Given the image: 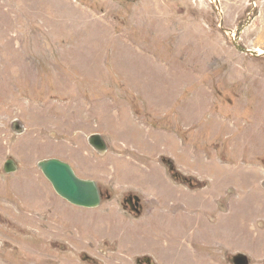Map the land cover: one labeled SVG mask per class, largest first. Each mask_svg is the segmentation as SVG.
Returning <instances> with one entry per match:
<instances>
[{
	"label": "rangeland",
	"instance_id": "obj_1",
	"mask_svg": "<svg viewBox=\"0 0 264 264\" xmlns=\"http://www.w3.org/2000/svg\"><path fill=\"white\" fill-rule=\"evenodd\" d=\"M49 158L100 206L61 199ZM239 253L264 264V0H0V264Z\"/></svg>",
	"mask_w": 264,
	"mask_h": 264
},
{
	"label": "water",
	"instance_id": "obj_2",
	"mask_svg": "<svg viewBox=\"0 0 264 264\" xmlns=\"http://www.w3.org/2000/svg\"><path fill=\"white\" fill-rule=\"evenodd\" d=\"M15 127L17 130L22 131L19 123H15ZM88 141L99 153H104L108 149L100 134L91 135ZM39 167L51 181L57 193L72 204L85 208H96L100 205L101 194L96 183L77 177L69 164L59 159H47L41 161ZM5 169L7 172L15 171L14 162L12 160L7 161ZM134 199L135 204L132 199L129 202L132 209L139 206V198L135 197ZM233 261L235 264H247V261H244L242 257L234 258Z\"/></svg>",
	"mask_w": 264,
	"mask_h": 264
},
{
	"label": "flooded vegetation",
	"instance_id": "obj_3",
	"mask_svg": "<svg viewBox=\"0 0 264 264\" xmlns=\"http://www.w3.org/2000/svg\"><path fill=\"white\" fill-rule=\"evenodd\" d=\"M49 159H58V158H49ZM44 160H47V159H44ZM39 163H38V167H39ZM14 167L17 169V165L15 163H14ZM5 171H6V169L4 168V172ZM130 200L131 199H128V197L124 199L123 203H124L125 207H127L126 205L129 204ZM142 209H143L142 205L139 203V208H135L133 210L131 209V211H133L137 216H140L139 214L142 213ZM50 220H55L56 221V219H54V218H50ZM146 262H149V260L148 259H144V260H139V261L137 260L136 261L137 264H145Z\"/></svg>",
	"mask_w": 264,
	"mask_h": 264
}]
</instances>
